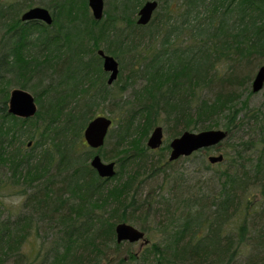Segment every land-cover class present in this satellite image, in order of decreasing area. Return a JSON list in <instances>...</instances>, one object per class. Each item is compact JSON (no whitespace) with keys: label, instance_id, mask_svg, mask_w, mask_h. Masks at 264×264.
<instances>
[{"label":"trees","instance_id":"trees-1","mask_svg":"<svg viewBox=\"0 0 264 264\" xmlns=\"http://www.w3.org/2000/svg\"><path fill=\"white\" fill-rule=\"evenodd\" d=\"M141 1L109 0L104 17L94 19L86 0H37L49 10L50 24L5 19L10 28L0 47V85L6 69H13L14 77L34 70L39 75L33 86L46 81L34 92L32 116L0 107V163L7 165L12 183L31 186L27 209L0 211V264H8L21 242L44 224L54 234L39 254L40 264L264 263V100L246 107L251 78L264 66V0H156L150 19L139 24L135 13ZM154 20L146 34H136L135 28ZM160 30L157 46L149 49ZM97 48L116 60L129 53L139 65L129 76L139 84L129 98L117 101L122 111L106 132L113 136L112 155L100 152L112 158L127 151L116 157L108 178L89 165L92 150L82 138L97 99L111 95ZM119 69L118 64L116 76ZM158 123L171 137L219 126L226 134L218 143L228 150L216 162L224 166L205 180L209 184L214 176L212 184L182 189L184 179L173 178L182 201L161 208L156 199L151 212L137 189L176 160L145 155L150 148L144 139ZM23 138L30 144L25 141L20 150ZM151 214L157 216V240L144 236L138 252L115 240L117 221L151 232L142 223ZM35 219L40 223L33 225Z\"/></svg>","mask_w":264,"mask_h":264},{"label":"rangeland","instance_id":"rangeland-1","mask_svg":"<svg viewBox=\"0 0 264 264\" xmlns=\"http://www.w3.org/2000/svg\"><path fill=\"white\" fill-rule=\"evenodd\" d=\"M24 1L25 0H0V47L3 46L4 43L7 41L5 39L6 36L5 31H7L10 28V27H6L7 18L9 16L19 17L21 11L26 8V6H24ZM27 1L31 2L30 5L38 4L36 2L37 0H27ZM42 1H50V0H42ZM102 1H103L102 2L103 3L102 12H103L105 8H110V6H109V0H102ZM87 10H88V14L91 16L89 8ZM104 15L105 13L103 12L101 18H103ZM135 17H136V13H135ZM5 19L6 22L4 23ZM155 23L156 20L152 21V23L149 24V26L135 28L136 34H140V33L146 34L145 32L147 31V29L152 28ZM161 33L162 30L159 31L155 39L151 40L149 49H154L157 46V41L159 40ZM174 43L176 44L179 43V37L176 39ZM149 49L148 50L145 49L146 50L145 54L146 52L149 51ZM130 57L131 56L129 53L128 54L122 53L119 55V57H116L118 60V64L120 65V69L116 78L113 79L108 86L111 95L106 97V99L104 100L97 99L96 102L97 106L95 107L93 114L95 113L103 114L109 116L110 118H112V120L113 118L116 119L117 117H119L122 110L116 107L117 101L122 98H126V97L129 98L132 88L138 86L139 84V78L137 79L136 77H134L132 80H130L129 78L130 74H133V71L131 70L136 69V67L139 66L138 61L132 62V60H130ZM60 65H63V62L62 64L60 63ZM14 73L16 74V72L13 69H6L3 71L4 76H2L1 79L4 81V83H1L0 85V100L5 97V95L4 97L2 95L3 88H5V90L7 89L8 91L11 87L19 86L20 83L23 82L24 86L21 87H23L24 89H26L27 91H29L31 94L34 95V92L38 93L37 90H40L42 88V84H44L46 81L45 78L41 82V84H37L36 86H33L32 82L35 83L36 76L39 75L36 74L34 70L30 69L20 77L17 76L14 77ZM6 78L7 81H5ZM24 79L26 80L27 83L24 82L25 81ZM123 82L125 83L124 89L122 91H119L118 86ZM263 100H264V80L262 86L258 90L253 91V93L248 96L246 107L257 106ZM245 109L246 108H243L242 112H244ZM158 124L161 125L162 128V143L155 149L150 148L149 150L147 149V151L145 152V155L153 160L160 157L161 154L164 155V157L167 156L168 148L166 149L162 145L167 143L168 140L171 138V136L166 134V132L164 131V126L161 123ZM113 127H114V121H112L111 125L108 127L107 130H110ZM212 127H219V126H212ZM107 134L104 137V141L102 145L96 148H91L92 150L91 155L94 152H96L99 154L102 160L114 161L117 156L126 154L127 151L125 153L118 152L116 153V155H113L112 158L103 157L102 155H100V152L102 150L106 152L105 156L112 155L111 152L113 151H111L110 149L113 146V136L110 135L107 136ZM23 141L24 142L20 146V150L22 149L24 150L25 148L24 143L26 141V138H23ZM227 150L228 148L227 146H225V144L217 143L214 146H212V148H210V150L207 153H214V154L218 152L225 153V151ZM207 153H204L203 151L200 150L196 152L193 151V153H190L188 155L177 157L176 160H174L169 165H162L160 170L151 174L150 176H147L144 179L141 185H139L136 194L139 196V198L143 199V197H145L146 203L150 201L149 209L151 210V212L154 208L153 202L156 199H160L159 200L160 203L158 204V206L161 208L163 207L165 208V206H167L168 204L170 205L173 204L174 201H178L177 204H179V201L180 200L182 201L183 197H182V193L181 192L179 193V187L174 185L173 178L179 179V177H181L182 179H184L186 185L182 189L185 188L189 190L190 189L197 190V188L201 185L207 186L212 184L214 181V176L212 177L213 181L212 178L209 179V184H207V181H205L206 179H208L207 176L211 177L212 175H214L217 169H220L224 166L223 164L218 165L216 164V162H212V163L208 162L206 159ZM90 156L88 157V159L90 158ZM205 162L210 163V165L205 167L204 166V164H206ZM114 168L116 169V162H114ZM9 177H10V172L7 169V165L0 163V211L2 214L11 213L12 215L17 213L21 209L25 210L27 208L24 206L23 203V206L21 208L13 209L8 207L4 203V201L6 199L16 196L25 197L26 192H28L31 189V186L26 187L23 184L21 185V184L12 183ZM138 214L141 215L140 219L141 218L143 219L142 214L141 213ZM156 217H157L156 215L151 214L148 218H145V220L142 221L143 224L148 225L150 227L149 229L152 230L151 232H147L148 234H146V232H144L143 234L144 236L149 238L150 241H155L160 237L159 233H157V231H155L154 229V224H155L154 221L156 220ZM34 221H33V225H37L40 223V221H36V219ZM134 225H136V227L139 226L137 224ZM34 230L35 229H33V231H31V234L28 235L24 239V241L21 242L18 250L14 252V254L10 258L7 259L8 264H40L39 254L42 252V249L46 248L49 245L50 239L53 237L54 233H53V228L47 227L45 224L43 226L41 225V228H38L36 233L34 232ZM123 242L129 243L127 249L134 252H138L144 245V243H142L140 239L135 240L133 242H127L123 240ZM123 247H125V244H123L122 248ZM99 264H104V262L100 261Z\"/></svg>","mask_w":264,"mask_h":264},{"label":"water","instance_id":"water-1","mask_svg":"<svg viewBox=\"0 0 264 264\" xmlns=\"http://www.w3.org/2000/svg\"><path fill=\"white\" fill-rule=\"evenodd\" d=\"M102 0H86V4L90 10L91 16L94 19H99L102 16ZM156 0H143L136 10L135 22L143 24L147 22L156 7ZM19 18L24 21L40 20L46 24L51 23V14L49 10L41 5H31L23 9ZM96 52L101 56V67L107 71L106 82L111 83L115 79L118 64L117 60L109 53H105L102 49L97 48ZM264 80V66H257L250 81L252 91L258 90ZM7 110L13 114L20 116H30L36 110V105L33 96L25 89L13 87L9 91ZM111 124V118L103 114H95L87 120L82 129V138L86 145L91 148H96L102 145L108 127ZM226 131L220 127H209L199 130L184 129L178 134L172 136L168 142L167 160H173L179 156L188 155L191 152L214 146L225 136ZM162 142L161 125L155 124L151 127L145 139V145L151 149L158 147ZM206 159L208 162H218L222 159L221 152L216 154L207 153ZM89 165L101 177H111L114 172V161H104L99 154L94 152L88 159ZM114 237L117 242L127 241L133 242L139 240L145 243L147 239L143 235V231L129 222L117 221L113 226Z\"/></svg>","mask_w":264,"mask_h":264},{"label":"flooded vegetation","instance_id":"flooded-vegetation-1","mask_svg":"<svg viewBox=\"0 0 264 264\" xmlns=\"http://www.w3.org/2000/svg\"><path fill=\"white\" fill-rule=\"evenodd\" d=\"M42 22V21H41ZM98 54V53H97ZM99 55V54H98ZM100 56V55H99ZM100 64H101V56H100ZM102 68V67H101ZM103 70V69H102ZM104 71V70H103ZM105 73H106V77H107V74H108V72L107 71H104ZM107 83V82H106ZM108 84H110V83H108ZM15 87H19V88H23V87H21V86H15ZM11 88H13V87H11ZM10 88V89H11ZM10 89L8 90V91H6V94H5V97L3 98V99H1L0 100V107H4V109H5V111H6V113H9V114H11V115H15V116H18V117H23V118H26V117H29V116H20V115H16V114H13V113H11V112H9L8 110H7V107H8V97H9V91H10ZM24 89V88H23ZM26 90V89H25ZM29 92V91H28ZM30 93V92H29ZM31 94V93H30ZM32 96H33V100H34V102H35V97H34V95L33 94H31ZM35 105H36V102H35ZM34 114V113H33ZM32 114V115H33ZM32 115H30V116H32ZM30 144V142L29 141H26V146H28ZM201 149H204V148H201Z\"/></svg>","mask_w":264,"mask_h":264},{"label":"clouds","instance_id":"clouds-1","mask_svg":"<svg viewBox=\"0 0 264 264\" xmlns=\"http://www.w3.org/2000/svg\"><path fill=\"white\" fill-rule=\"evenodd\" d=\"M24 200H25V197L16 196V197L6 199L4 203L10 208L19 209L23 206Z\"/></svg>","mask_w":264,"mask_h":264}]
</instances>
